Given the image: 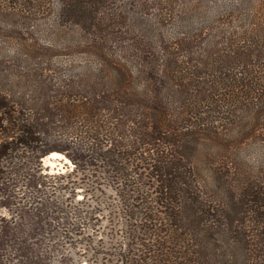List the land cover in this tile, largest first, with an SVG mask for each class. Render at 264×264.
Masks as SVG:
<instances>
[{
	"label": "trees",
	"instance_id": "trees-1",
	"mask_svg": "<svg viewBox=\"0 0 264 264\" xmlns=\"http://www.w3.org/2000/svg\"><path fill=\"white\" fill-rule=\"evenodd\" d=\"M53 151L119 185L121 264H264V0H0V264L81 227Z\"/></svg>",
	"mask_w": 264,
	"mask_h": 264
},
{
	"label": "rangeland",
	"instance_id": "rangeland-1",
	"mask_svg": "<svg viewBox=\"0 0 264 264\" xmlns=\"http://www.w3.org/2000/svg\"><path fill=\"white\" fill-rule=\"evenodd\" d=\"M207 151L205 144H200L194 161L203 180L209 183ZM58 153V157H49L48 153L40 158L42 176L37 185L43 198L46 195L59 203L61 209L68 212V217L81 227L77 234L63 230V218L60 219L63 212L53 213L55 221L51 219L53 226L51 224L50 229L51 226L56 228V237L50 241L45 239L48 244L45 245L49 257L47 264H121V255L131 241L129 219L119 185L100 168L83 169L65 153ZM80 211L84 212L78 216ZM0 216L10 219L12 212L7 207H0Z\"/></svg>",
	"mask_w": 264,
	"mask_h": 264
},
{
	"label": "water",
	"instance_id": "water-1",
	"mask_svg": "<svg viewBox=\"0 0 264 264\" xmlns=\"http://www.w3.org/2000/svg\"><path fill=\"white\" fill-rule=\"evenodd\" d=\"M53 152H54V153H58V152H56V151H53ZM53 152H50L48 156H49V157H56V156H52V153H53ZM58 154H59V153H58Z\"/></svg>",
	"mask_w": 264,
	"mask_h": 264
},
{
	"label": "bare ground",
	"instance_id": "bare-ground-1",
	"mask_svg": "<svg viewBox=\"0 0 264 264\" xmlns=\"http://www.w3.org/2000/svg\"><path fill=\"white\" fill-rule=\"evenodd\" d=\"M52 156H56V157H58V156H60V154H58V153H52Z\"/></svg>",
	"mask_w": 264,
	"mask_h": 264
}]
</instances>
